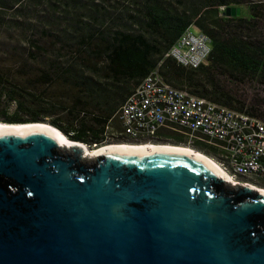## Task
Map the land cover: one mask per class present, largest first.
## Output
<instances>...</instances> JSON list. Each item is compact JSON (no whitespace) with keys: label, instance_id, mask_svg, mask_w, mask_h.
Instances as JSON below:
<instances>
[{"label":"water","instance_id":"1","mask_svg":"<svg viewBox=\"0 0 264 264\" xmlns=\"http://www.w3.org/2000/svg\"><path fill=\"white\" fill-rule=\"evenodd\" d=\"M82 144L0 131V264H264V193L194 155Z\"/></svg>","mask_w":264,"mask_h":264},{"label":"trees","instance_id":"2","mask_svg":"<svg viewBox=\"0 0 264 264\" xmlns=\"http://www.w3.org/2000/svg\"><path fill=\"white\" fill-rule=\"evenodd\" d=\"M104 1L0 0V30H22L28 57L53 55L38 83H60L76 94L65 110L66 124L47 122L66 138L102 145L105 126L131 91L121 83L135 84L156 66L165 84L264 121V96L233 87L244 81L264 84V0ZM241 5L246 15H224L226 8ZM189 26L205 35L210 46L206 62L194 70L164 57ZM1 42L0 53H5ZM0 100V122L8 124L42 122L56 108L1 75ZM158 141L182 143L166 134Z\"/></svg>","mask_w":264,"mask_h":264},{"label":"built area","instance_id":"3","mask_svg":"<svg viewBox=\"0 0 264 264\" xmlns=\"http://www.w3.org/2000/svg\"><path fill=\"white\" fill-rule=\"evenodd\" d=\"M209 53L207 37L189 26L164 57L194 70L206 62ZM113 117L118 131L106 134L110 119L104 128L103 144L109 143L108 137L131 144L159 143L165 134L178 137L182 141L178 145L211 150L214 161L232 180L228 181L231 185L248 183L264 191V121L165 84L157 66L134 85Z\"/></svg>","mask_w":264,"mask_h":264},{"label":"rangeland","instance_id":"4","mask_svg":"<svg viewBox=\"0 0 264 264\" xmlns=\"http://www.w3.org/2000/svg\"><path fill=\"white\" fill-rule=\"evenodd\" d=\"M126 1V0H124ZM122 0H105L104 5H111V3H118L120 5ZM115 5V4H113ZM109 9V8H108ZM239 10L242 15H246L247 7L245 5L239 6ZM220 12V10H219ZM192 31L195 32L194 29ZM24 32L18 30H5L2 32L0 30V40L5 47V53H0V75L9 83L14 84L23 90L35 94H40L44 99H47L51 102L56 108L54 109L53 114L49 118H45L44 121L47 123L50 119L56 120L59 123L66 124V113L65 110L68 109L73 101L74 96L76 95L74 91L69 89H64L60 83H52L48 87H44L38 83L39 74L46 65L53 58V55H40L36 54L32 57L26 55V50H24V42L21 40L23 38ZM47 46L46 42H43ZM64 57L61 58V60ZM96 80L102 82L101 76L95 77ZM108 86V84H106ZM110 86V85H109ZM123 88L127 87L131 90L134 86V83H121ZM237 89L238 92L249 95L250 93L257 92L261 96H264V84H259L256 82L244 81L243 83H238L233 86ZM1 101V100H0ZM4 107V103L0 102V110ZM13 110V104L8 106V113ZM74 110V109H73ZM112 126L108 129L106 134L110 136L114 131H118V124L116 117H113ZM109 138L110 144L120 143L124 141L121 138ZM108 143V144H109ZM127 143V142H124ZM159 143H169L171 142H159ZM199 152L209 156L214 160L215 156L211 150L201 149V147H193ZM251 184H256V186L261 187L262 184L254 180H248Z\"/></svg>","mask_w":264,"mask_h":264},{"label":"bare ground","instance_id":"5","mask_svg":"<svg viewBox=\"0 0 264 264\" xmlns=\"http://www.w3.org/2000/svg\"><path fill=\"white\" fill-rule=\"evenodd\" d=\"M31 124H37V125H31ZM24 125V126H23ZM32 127H40L42 129H50L55 133V135L59 138L60 142L63 145H68L69 144V139L66 138L60 131H58L56 128L52 127L51 125H48V123H25V124H6L0 122V131L2 130H16V129H28ZM83 148L85 149L88 157H92L93 155L100 153L102 150L105 149H113L117 151H127V150H132V151H140V152H147V151H161V152H173V153H186L190 155H194L196 157H199L205 161H207L210 165L214 167L216 170L217 174L221 177H224L227 181L232 182L230 177L225 174L221 168L218 166V164L209 156L199 152L196 149L189 148L186 146L182 145H174V144H169V143H141V144H131V143H115V144H102L99 145V147H91L90 149H87L84 144ZM246 187H250L252 189H255L256 191H260L264 193L261 189L254 187L248 183L241 184Z\"/></svg>","mask_w":264,"mask_h":264},{"label":"crops","instance_id":"6","mask_svg":"<svg viewBox=\"0 0 264 264\" xmlns=\"http://www.w3.org/2000/svg\"><path fill=\"white\" fill-rule=\"evenodd\" d=\"M137 82H138V81H137ZM137 82H136V83H137ZM136 83H135V84H136ZM135 84H134V85H135ZM133 87H134V86H133ZM133 87H132V88H133ZM131 90H132V89H131Z\"/></svg>","mask_w":264,"mask_h":264}]
</instances>
